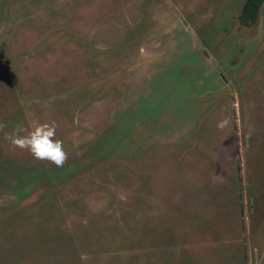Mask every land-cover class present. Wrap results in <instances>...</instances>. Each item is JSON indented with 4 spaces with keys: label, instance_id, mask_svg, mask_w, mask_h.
<instances>
[{
    "label": "rangeland",
    "instance_id": "rangeland-1",
    "mask_svg": "<svg viewBox=\"0 0 264 264\" xmlns=\"http://www.w3.org/2000/svg\"><path fill=\"white\" fill-rule=\"evenodd\" d=\"M246 2L0 0V264H264ZM36 122L62 166L4 139Z\"/></svg>",
    "mask_w": 264,
    "mask_h": 264
},
{
    "label": "clouds",
    "instance_id": "clouds-1",
    "mask_svg": "<svg viewBox=\"0 0 264 264\" xmlns=\"http://www.w3.org/2000/svg\"><path fill=\"white\" fill-rule=\"evenodd\" d=\"M3 127L0 124V128ZM4 139L21 149H27L34 158L47 159L57 166H62L67 158L63 140L56 138L55 122H36L29 130L18 123Z\"/></svg>",
    "mask_w": 264,
    "mask_h": 264
},
{
    "label": "trees",
    "instance_id": "trees-1",
    "mask_svg": "<svg viewBox=\"0 0 264 264\" xmlns=\"http://www.w3.org/2000/svg\"><path fill=\"white\" fill-rule=\"evenodd\" d=\"M263 4L264 0H247L243 8L242 23L247 26L251 18H257Z\"/></svg>",
    "mask_w": 264,
    "mask_h": 264
},
{
    "label": "water",
    "instance_id": "water-1",
    "mask_svg": "<svg viewBox=\"0 0 264 264\" xmlns=\"http://www.w3.org/2000/svg\"><path fill=\"white\" fill-rule=\"evenodd\" d=\"M192 37L194 38V40L196 41V43L201 47V44L198 42V40L195 38V36L192 34Z\"/></svg>",
    "mask_w": 264,
    "mask_h": 264
},
{
    "label": "crops",
    "instance_id": "crops-1",
    "mask_svg": "<svg viewBox=\"0 0 264 264\" xmlns=\"http://www.w3.org/2000/svg\"><path fill=\"white\" fill-rule=\"evenodd\" d=\"M192 36V35H191ZM199 46V45H198ZM200 47V46H199ZM203 261H205V260H203Z\"/></svg>",
    "mask_w": 264,
    "mask_h": 264
}]
</instances>
